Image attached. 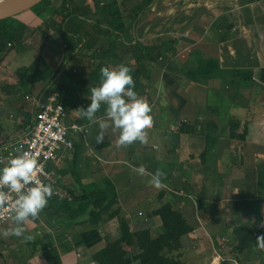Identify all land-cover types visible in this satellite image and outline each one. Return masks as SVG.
Masks as SVG:
<instances>
[{
  "label": "crops",
  "instance_id": "1",
  "mask_svg": "<svg viewBox=\"0 0 264 264\" xmlns=\"http://www.w3.org/2000/svg\"><path fill=\"white\" fill-rule=\"evenodd\" d=\"M119 2L125 24L123 35L107 26L93 27L88 21L89 46L81 50L70 51L59 35L50 31L54 38L45 41L57 51H40L29 40L30 49L9 50L1 57L0 64L6 71L0 68V86L13 85L17 81L15 69L29 64L38 54L60 69L57 80L69 88L67 100L62 102L67 106L66 123L84 125L87 131L71 132L73 148L61 151L57 161L50 164L59 198L48 204L38 219L23 225L24 235L33 239L26 242L23 237L0 235V264H95L92 255L119 235L117 219L97 227L83 223L87 206L72 201L69 193L101 185L106 178L115 187L118 205L131 229H159L160 219L152 211L169 202L194 226L182 238L186 259L192 255L190 262L210 259L211 264H218L217 251L213 253L211 248L212 226L218 223L196 218L197 201L205 195L225 216L232 201L250 195L247 192L252 185L249 181L245 184L244 165L264 159V139L259 143L254 135L264 129V0H152L147 17L141 21L133 18L140 16L146 0ZM26 12L17 16L26 19L18 20L34 28L31 25L41 19ZM93 30H108L116 41L114 51L103 57V63L111 68L121 64L119 59L137 67L143 63L138 53L145 47H162V56L147 66V78L137 76L146 89L140 96L149 103L154 120L153 127L146 129L147 145L137 141L117 148L119 132L111 128L104 142L97 144L98 124H90L75 111L89 106V90L99 85L94 80L100 82L101 67L94 73L88 68L86 56V51L90 54L99 50L94 45ZM108 44L105 40L101 48L108 50ZM208 58L216 61L217 68L202 77L200 64ZM237 71L250 74L251 80L236 75ZM5 79L11 81L6 83ZM6 94L0 105V119H6L0 125V143L23 136L27 129L21 128L14 91ZM36 95L25 97L34 105ZM96 115L104 117L105 106ZM231 119L237 122L236 134L243 136L228 137ZM201 121L216 122V126L208 125L207 132L215 142L206 151ZM182 122L194 126L195 132L181 133ZM10 128L15 133H10ZM140 165L152 173L163 170L166 187L157 190L149 185V177L133 171ZM260 206L261 226L264 202ZM12 217L0 226V232L16 226Z\"/></svg>",
  "mask_w": 264,
  "mask_h": 264
},
{
  "label": "trees",
  "instance_id": "2",
  "mask_svg": "<svg viewBox=\"0 0 264 264\" xmlns=\"http://www.w3.org/2000/svg\"><path fill=\"white\" fill-rule=\"evenodd\" d=\"M151 3L152 0H146L143 7L140 8V16H135L133 20H145ZM29 10L41 19L40 21L45 26L43 32H55L70 51L89 46L87 38L91 33L87 29L88 21L94 25L93 27L107 26V29L114 31L119 36L123 35L125 28L119 0H42ZM15 17L16 15L0 20V60L2 55L9 50L21 52L30 49L28 36L32 32V35L36 34L34 31H30L31 27L27 23ZM93 34H95L94 45L99 50H90V54L86 51V56L89 61L88 68L90 67L97 74L100 67L111 68L103 63V57H107L106 55H109L111 50L114 51L116 41L111 38L108 30L105 32L93 30ZM105 40L109 43L106 51L101 48V44ZM162 53L163 50L159 44L145 47L141 53L143 63H138L137 67H132L123 62L124 60L119 59L121 64H125L133 70L131 75L135 81L134 91L139 95L146 89L137 76L142 74L146 79L147 66L158 61ZM116 62L118 61H113V64ZM113 68L115 67L113 66ZM216 68L215 60L205 59L200 64L199 74L206 77ZM59 71L60 69L56 70L43 56L38 54L29 64L20 65L15 69L17 81L13 85L0 86L1 90L10 92V94L12 91L18 92L17 98H20L22 103L16 107V110L21 119L23 130L32 124L35 115V105L25 96H32L36 93V98L39 99L49 90L56 89L59 93V100L66 102L65 97L69 88L61 83L60 79L57 80ZM235 74L251 80V75L248 73L237 71ZM94 81L100 83L97 80ZM199 123L205 131L206 151L215 142V138L210 137V133L207 132V128L210 130L208 125L216 126V122L201 121ZM235 125L237 122L231 119L229 138L235 139L237 136L244 135L236 134ZM179 131L191 133L195 132V127L182 122L179 125ZM244 169L245 184L249 181V185H252L251 191L247 192L250 195L232 201L225 216L220 211L222 209L216 208L217 206L205 198V195H202L197 201L196 218L211 221L213 224L218 223L212 226V246L221 256L218 264H234L233 262L264 264V251L256 248L257 236L264 234V227L259 225L262 218L260 204L264 202V159L257 163H248L244 165ZM69 195L75 203L83 202L87 206L86 219L83 223L97 227L107 220L117 219L119 235L117 238L107 241L103 248L92 255L95 264H211L210 259L199 262H189L186 259L182 238L192 232L194 226L186 219L181 210L174 208L169 202L161 204L160 207L152 211V214L160 219L159 229L150 230L144 226L133 230L121 212L115 187L108 178L104 179V183L101 185L92 184L83 192H70ZM58 198V194L53 195L48 204L56 203ZM215 214H218L219 217ZM222 239L226 240L223 244L224 248L220 246Z\"/></svg>",
  "mask_w": 264,
  "mask_h": 264
},
{
  "label": "clouds",
  "instance_id": "3",
  "mask_svg": "<svg viewBox=\"0 0 264 264\" xmlns=\"http://www.w3.org/2000/svg\"><path fill=\"white\" fill-rule=\"evenodd\" d=\"M132 71L125 64L115 68L101 67L99 85L89 90L91 103L86 109L81 107L75 110L80 118L87 119L90 124H98L100 131L95 137L97 144L104 142L105 133L109 128L113 132H119L117 148L129 147L137 141L143 145L149 142L146 129H151L154 125L150 115L152 109L149 103L134 91ZM102 105L105 106V116L98 117L96 114ZM133 171L141 177H149V185L157 190L166 187L163 182L166 173L161 169L152 173L144 165H140ZM42 172L43 165L38 162L37 156L20 149H17L16 154L0 168V209H4L12 201V219L16 225L0 232L4 238L23 237L26 242L33 239L31 235H24L26 229L23 225L38 219L54 194L51 184H45L38 179V174ZM261 227H264V222ZM256 248L264 251V234L257 236Z\"/></svg>",
  "mask_w": 264,
  "mask_h": 264
},
{
  "label": "built area",
  "instance_id": "4",
  "mask_svg": "<svg viewBox=\"0 0 264 264\" xmlns=\"http://www.w3.org/2000/svg\"><path fill=\"white\" fill-rule=\"evenodd\" d=\"M34 33L47 41L54 38V34L43 32L38 27H34ZM34 105V119L24 135L15 140L0 143V168L7 164V160L12 155L16 154L17 149L33 153L37 156L38 162L43 165V172L38 174V179L45 184H51L54 188L53 195H56L58 190L54 186V171L50 168V164L57 161L61 151L73 148L71 132L83 134L87 129L76 122L66 123L67 106L59 100V93L56 89L49 90L39 99L36 98ZM4 190L7 191V189ZM14 198L15 194H13V200ZM11 204L12 201L4 209H0V226L14 215ZM216 259L220 261L221 256L217 254Z\"/></svg>",
  "mask_w": 264,
  "mask_h": 264
},
{
  "label": "rangeland",
  "instance_id": "5",
  "mask_svg": "<svg viewBox=\"0 0 264 264\" xmlns=\"http://www.w3.org/2000/svg\"><path fill=\"white\" fill-rule=\"evenodd\" d=\"M120 8H122L121 7V5H120ZM27 12L26 13H32L30 10H26ZM30 11V12H29ZM18 15H20V14H17L16 15V19H21V18H23V16L21 15L20 16V18L19 17H17ZM24 17H26V16H24ZM23 19H26V18H23ZM28 19V18H27ZM36 24H33V25H31L32 27H38V29H40L41 31H44V25L42 24V22L41 21H39L38 20V23L37 22H35ZM30 31H34V28L33 29H31L30 28ZM46 31V30H45ZM48 31V30H47ZM50 31V30H49ZM48 33V32H47ZM33 34V32L32 33H30V35L28 36V41L30 40L31 41V43H33L32 45H35L40 51H43V52H52V51H57V50H55V48H52V46H51V43L50 42H46L43 38H41V36L39 35V34H34V35H32ZM32 35V36H31ZM62 43H64V42H62ZM61 43V44H62ZM68 49V48H67ZM141 53H138V56L140 55ZM141 56V55H140ZM139 56V57H140ZM0 68H2L3 70L5 69V71H6V68L5 67H3V65H1L0 64ZM5 71H3V75L5 74ZM4 77V76H3ZM2 77V78H3ZM6 81V83H8V82H10L11 80H9V79H5ZM17 94H18V92H15L14 93V97H15V105H16V107L17 106H19L22 102H21V100H20V98H17ZM47 94V93H46ZM6 96H7V94H6V92L4 91V90H1L0 89V105H2L1 103L4 101V99L6 98ZM26 99H28V98H26ZM10 110V109H9ZM15 115V113H13V116ZM10 120V119H9ZM4 123H6V119H0V125H3ZM11 130H9V132L10 133H15V129H13V128H10ZM18 132V131H17ZM0 134H1V132H0ZM255 137L257 138V142H262V140L264 139V129H261V130H259L258 132H256L255 134ZM133 212H135V211H133ZM10 220V219H9ZM8 222V221H7ZM6 222V223H7ZM5 223V224H6ZM13 223V222H12ZM262 223V222H261ZM260 223V224H261ZM4 224V225H5ZM225 240L224 239H222L221 240V242H220V246L221 247H223V244H225ZM210 241H208L207 242V245L209 246V247H211V245H210ZM212 248V251H213V253H215L216 252V250L213 248V247H211ZM210 248V249H211ZM224 248V247H223ZM226 250L227 251H229L227 248H226ZM230 252V251H229ZM217 254V253H216ZM215 254V255H216ZM230 255H232V254H230ZM188 256V258L189 259H191L190 257H192V255H187ZM189 259H187L188 261H189ZM206 259V258H205ZM204 260V259H203ZM190 262V261H189ZM196 262H199V261H197L196 260ZM234 264H236L235 262H233Z\"/></svg>",
  "mask_w": 264,
  "mask_h": 264
},
{
  "label": "water",
  "instance_id": "6",
  "mask_svg": "<svg viewBox=\"0 0 264 264\" xmlns=\"http://www.w3.org/2000/svg\"><path fill=\"white\" fill-rule=\"evenodd\" d=\"M42 0H0V20L15 16Z\"/></svg>",
  "mask_w": 264,
  "mask_h": 264
}]
</instances>
